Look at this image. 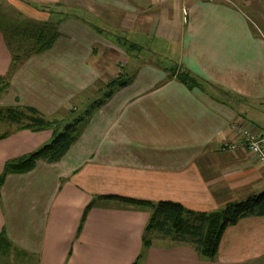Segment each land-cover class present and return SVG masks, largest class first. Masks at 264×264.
Segmentation results:
<instances>
[{
	"label": "crops",
	"instance_id": "crops-1",
	"mask_svg": "<svg viewBox=\"0 0 264 264\" xmlns=\"http://www.w3.org/2000/svg\"><path fill=\"white\" fill-rule=\"evenodd\" d=\"M157 51L170 66L155 64ZM121 53L130 74L106 75ZM183 71L200 87L182 84ZM107 76L126 85L90 90L108 88ZM1 89L3 108L54 121L84 104L86 117L61 162L7 177L0 264H134L142 253L140 264H264V217L228 227L214 262L197 240L159 232L143 251L151 212L141 205L98 201L80 230L101 195L214 212L264 193V166L244 149L222 150L239 138L235 123L264 129V0H0ZM16 128L0 139V175L54 139Z\"/></svg>",
	"mask_w": 264,
	"mask_h": 264
},
{
	"label": "trees",
	"instance_id": "trees-1",
	"mask_svg": "<svg viewBox=\"0 0 264 264\" xmlns=\"http://www.w3.org/2000/svg\"><path fill=\"white\" fill-rule=\"evenodd\" d=\"M53 41V38H51L43 47L51 46ZM175 76L189 89L193 90L196 87H200L198 79L187 71ZM118 83L126 85V82L115 80L109 84V87L112 88ZM3 92L4 89H1L0 94ZM82 121L83 119L81 118L76 119L75 123L72 124H69L67 120L51 121L46 120L40 111L32 107L16 106L3 108L0 106V122L11 123V125L17 126V130L23 129L32 132L52 131L55 139L41 150L36 151V153L7 163L0 175V190L9 175L28 173L34 170L39 162H44L48 165L61 162L73 148V144L79 134L78 126ZM8 136L9 133L6 132L0 135V139ZM101 200H115L137 206L141 205L150 210L151 218L145 227L143 235V251L148 246L149 236L153 232H159L164 235L197 240L200 243L199 252L211 262H214L219 254L222 237L228 227L236 226L240 220L252 216L264 217V193L253 194L243 200L229 202L226 206L214 210V212H197L187 209L179 202H148L117 195H101L94 198L88 205L82 218L80 230L83 228L89 211ZM143 256L144 254L142 253L134 264H140Z\"/></svg>",
	"mask_w": 264,
	"mask_h": 264
},
{
	"label": "rangeland",
	"instance_id": "rangeland-1",
	"mask_svg": "<svg viewBox=\"0 0 264 264\" xmlns=\"http://www.w3.org/2000/svg\"><path fill=\"white\" fill-rule=\"evenodd\" d=\"M54 16H57L56 14H54ZM51 20H52V24H58V21L56 20V17H52L51 18ZM57 36H58V34H57ZM53 40H54V37H53ZM151 40H152V45L151 46H153L155 49L156 48H158V49H160L161 50V48H164V47H166V46H168V43L167 42H164V41H159V40H157V38L155 39V38H151ZM166 45V46H165ZM170 45H171V43H170ZM123 48V47H122ZM123 50H126V49H123ZM131 50V49H130ZM172 50H174V52L175 51H177V49H176V45L173 47V49ZM131 52V51H130ZM158 52V51H157ZM163 52L162 51H160V52H158L156 55V61H155V64H158V65H160V67L162 66V67H164V66H170V63H168L167 62V60H166V58H165V55L164 54H162ZM122 54V60H121V62H119V64H115V65H111V66H108L107 67V70L105 71V73H106V75L107 74H118L119 72L121 73V75H129L130 74V72L132 71L131 70V68H132V66H134L135 64L132 62V63H130V61H129V58H128V56H127V54L125 55V54H123V53H121ZM62 55H64V53H62ZM163 64H165V65H163ZM129 65V66H128ZM126 66H127V71H126ZM116 71V72H115ZM103 73V71L101 72L100 71V74H102ZM62 79H60V86L62 87V89H61V93H63L64 92V90L66 89V88H64V82H62L61 81ZM107 81H109L108 82V86H109V84H111V82H113V81H115V80H111L110 79V77H108L107 76V79H106ZM119 81H120V79H118ZM85 85V83L83 82V83H81V85ZM106 83L105 82H98L95 86H93V87H91V91L92 92H96L97 91V89H102V88H105L104 89V91H102V94L103 95H105L106 93H110L111 92V90H110V87H106ZM80 87V86H79ZM95 87V88H94ZM81 88V87H80ZM84 88V87H83ZM86 91V89H83L81 92H80V94H83L84 92ZM86 93H87V91H86ZM85 93V94H86ZM111 94V93H110ZM103 101L104 100V97L103 98H97L96 100H94L93 101V105H94V108H96V106H98L99 104H100V101ZM84 102H85V100H84ZM260 109H262V110H264V105H262V106H260ZM72 110V112H75L76 110L75 109H71ZM85 110H86V107L84 106V104L82 105V108L80 107V111L78 112V113H76V114H74V115H72V112H66V114H64V116H62V117H65V119H59V120H67L68 121V123L69 124H72V123H75V120L76 119H79V118H81V119H83V120H85V117H86V114L84 113L85 112ZM254 111H257L256 109H254ZM264 112V111H263ZM52 119V118H51ZM49 120V119H48ZM55 121V120H54ZM261 123V125L264 127V121H261L260 122ZM10 125H11V123H7V128H6V130H3L4 128H5V124H2V123H0V133L1 132H6V131H8L9 130V128H10ZM55 139H51L50 141H49V143H52L53 141H54ZM48 144V143H47Z\"/></svg>",
	"mask_w": 264,
	"mask_h": 264
},
{
	"label": "built area",
	"instance_id": "built-area-1",
	"mask_svg": "<svg viewBox=\"0 0 264 264\" xmlns=\"http://www.w3.org/2000/svg\"><path fill=\"white\" fill-rule=\"evenodd\" d=\"M231 129L239 138L236 142L224 143L222 150L236 152L239 148L244 149L264 166V129L256 132L252 128L237 123L232 125Z\"/></svg>",
	"mask_w": 264,
	"mask_h": 264
}]
</instances>
